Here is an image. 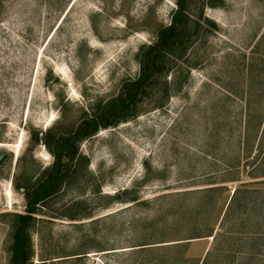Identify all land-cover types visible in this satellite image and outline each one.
Instances as JSON below:
<instances>
[{
  "label": "rangeland",
  "instance_id": "rangeland-1",
  "mask_svg": "<svg viewBox=\"0 0 264 264\" xmlns=\"http://www.w3.org/2000/svg\"><path fill=\"white\" fill-rule=\"evenodd\" d=\"M176 2L0 0V264L26 187L53 162L43 136L99 114L138 75ZM185 14L153 90L81 139L60 188L37 204L28 264H135L152 257L137 244L178 238L202 258L211 236L189 237L218 227L241 182L263 204L247 231L263 235L228 264H264V0H188ZM162 202L171 206L158 219Z\"/></svg>",
  "mask_w": 264,
  "mask_h": 264
},
{
  "label": "trees",
  "instance_id": "trees-1",
  "mask_svg": "<svg viewBox=\"0 0 264 264\" xmlns=\"http://www.w3.org/2000/svg\"><path fill=\"white\" fill-rule=\"evenodd\" d=\"M188 0H177L176 8L168 25L161 27L157 33L156 40L149 43L143 51L139 65L138 75L126 81L121 92L105 106L99 114H94L82 119L75 128L65 133H60L49 139L45 134L44 143L49 146L53 155V162L45 170L44 175L33 185L26 187L25 212L16 217L12 235L10 264H28L31 252V238L29 225L33 219V213L39 202L54 194L61 186L63 171L67 161H73L77 152L78 142L97 132L100 127L115 125L124 120L130 112H133L138 102L149 94L156 85V80L166 69V55L179 48L183 22L186 18ZM251 117V114H248ZM261 127V126H260ZM264 125L260 130L263 134ZM257 166L254 165V168ZM213 188V187H211ZM207 188L208 190H212ZM126 188L117 193L118 200L126 201L119 196L126 193ZM258 190L247 187L246 182H241L234 187L217 228L212 227L207 233L195 235L189 238L211 236V246L201 257H187L184 249L188 242L185 238L163 241H144L139 243L135 252L152 255L136 261L135 264H228V259L234 257L236 252H241V242L248 236L261 237V232L247 231L249 220H255L260 215L262 203L257 201ZM178 191L169 192L155 196V199L165 200L167 197L177 195ZM263 205V204H262ZM160 208L155 211L158 219L169 212V207L162 202ZM231 218V219H230ZM236 218L238 227L233 229L228 226L229 219ZM247 222V223H246ZM258 223V222H256ZM196 234V233H194ZM158 242V243H157ZM161 242V243H160ZM154 256V257H153ZM234 264V263H232ZM241 264V263H240Z\"/></svg>",
  "mask_w": 264,
  "mask_h": 264
}]
</instances>
